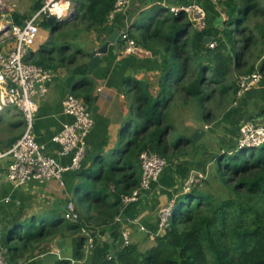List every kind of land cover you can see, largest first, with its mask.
<instances>
[{
    "label": "trees",
    "instance_id": "16d2710c",
    "mask_svg": "<svg viewBox=\"0 0 264 264\" xmlns=\"http://www.w3.org/2000/svg\"><path fill=\"white\" fill-rule=\"evenodd\" d=\"M72 1L76 16L71 22L51 26L46 20L40 23L53 34L30 60L32 64L48 70L63 63L73 64L80 53H66L71 46L67 40L73 41L81 32H99L107 25L116 2ZM209 1L217 3L215 8L221 13L206 15L203 31L193 30L185 13L171 14L169 7L162 6L157 8L166 14H148L128 31L138 47L159 60L158 90L153 92L154 84L147 80L131 83L130 115L120 129L115 147L97 154L76 173L72 203L77 218L66 219L65 206L62 214L54 213L49 218H23L25 213L19 212L2 239L6 261H26L40 247L46 248L56 235L64 239L63 234L69 232L75 236V261L58 259L48 254L49 250L43 255L44 264H72L84 256L83 230H87L94 239L87 259L99 264H264V142L255 147L237 144L231 151L217 150L211 163L218 167L209 173L207 167L211 164H199L200 141L194 142L190 134H181L169 120L178 96L182 104L196 101L203 111L204 103L216 93L228 106L238 93L240 76L264 71L248 58L251 47L264 45V33L258 31V39L248 27L252 16H264V0ZM41 5L37 0L34 10ZM216 16L218 21L211 25ZM11 19L22 25L17 13ZM254 28L259 30L257 25ZM61 39L66 40L58 45ZM208 39L215 42L214 48H209ZM234 75L237 78L229 83ZM82 84L79 89L84 92L77 90L74 96L87 105L92 100V81ZM210 85L214 87L211 94L204 89ZM207 113L203 114L204 124L208 122ZM144 151L157 153L167 166L190 157L194 166L199 165L181 180L168 227L156 237L153 247L142 252L134 243L122 245L121 225L115 219L122 213V194L139 186V156ZM192 172L202 173L204 179L186 191L184 183ZM203 185L210 191H203ZM107 228H114V242L100 244L97 234Z\"/></svg>",
    "mask_w": 264,
    "mask_h": 264
},
{
    "label": "crops",
    "instance_id": "0c3cea01",
    "mask_svg": "<svg viewBox=\"0 0 264 264\" xmlns=\"http://www.w3.org/2000/svg\"><path fill=\"white\" fill-rule=\"evenodd\" d=\"M152 5L162 7L198 5L206 12L207 17L213 14L212 6L216 9L215 2L209 0H129L128 7L123 12L109 18L107 25L99 32H81L78 35L79 39L74 42L68 39L67 42L71 43V46L66 53L78 51L80 54H77L73 64L63 63L51 70L54 74L52 81L48 85L46 96L38 101V109L33 122V135L36 142L42 145L45 153L59 164L68 165L71 155L60 156V145L53 142L52 138L62 130L65 124L73 121L72 117L63 113L62 101L67 95L74 94L77 90L82 94L84 91L79 88L83 86V81H92V100L87 103V107L93 118L94 126L87 138V154L81 168L87 166L97 154L109 152L119 140L120 129L126 125L130 115L128 104L131 93L129 90L126 91L127 85L134 80H147L154 84L153 92L158 90L159 60L151 54L140 56L124 54V43L119 51L116 50L115 45H109L107 53L100 59L96 70L91 76H86L88 53L101 47L115 30L121 33L125 30H133L136 23L143 17L142 14ZM37 11L34 10V6L30 5L19 16L24 21L34 16ZM0 20L3 23L12 21L11 18L9 20L0 18ZM217 21L216 16L210 24L215 25ZM52 34V31L40 26L34 44L28 49L27 59L29 61L52 38ZM63 40L66 39H61L58 45L65 42ZM12 47L13 42L10 38L3 39L0 43V52H7ZM259 67L264 70L263 62ZM260 74L261 79L254 87L239 96L236 95L232 103L225 105L226 109L221 117L210 126L200 127L204 135L198 140L202 156L199 164L210 165L217 150L223 152L235 149L238 144L239 130L246 123L264 125V71ZM23 131L24 121L16 110L10 107L0 110V152L7 151ZM9 162L8 159L0 160V235L3 238L8 231L7 227L19 212L25 213L23 218L32 216L49 218L54 213L62 214L64 206L66 207L74 198L78 181L76 177L78 171H68L62 176L63 185L56 180L44 184L31 181L15 189L6 179ZM199 164L194 166L191 158L171 163L165 167L158 180L151 184L150 189L145 191L137 202L123 207L120 216L121 227L126 229L133 242L143 236L149 237L151 234H156L158 230L157 211L179 194L181 180L195 170ZM6 199L8 201L4 202ZM134 219L137 220V225L144 227L146 232H138L137 225L128 222ZM113 230L114 228L101 229L97 234L98 242L112 244L114 242ZM53 243V241L50 242L43 249L40 247L26 261L11 263L7 259V264H44L46 258L43 252L46 250L60 251V249L62 251L64 239H58L56 244ZM109 248L108 246V250ZM112 249L113 247L110 250Z\"/></svg>",
    "mask_w": 264,
    "mask_h": 264
},
{
    "label": "built area",
    "instance_id": "2783aa9c",
    "mask_svg": "<svg viewBox=\"0 0 264 264\" xmlns=\"http://www.w3.org/2000/svg\"><path fill=\"white\" fill-rule=\"evenodd\" d=\"M65 0H41V7L37 13L24 20L22 25H16L12 21L5 23L0 20V34L5 32L9 34L13 42V47L7 52H0V110L6 107L16 110L24 121V131L21 136L15 140L13 145L5 152H0V160L8 159L6 179L12 184L13 188L19 189L31 181L38 184H44L52 180L61 182L62 176L68 171H79L83 160L87 154V138L90 134L94 121L87 105L78 97L69 94L62 101L63 113L72 117L70 124H65L62 130L52 138V141L60 145V156L71 155L68 165L59 164L53 157L47 155L44 147L39 145L33 135V122L38 109V101L43 99L48 92V85L53 78V72L40 66L32 64L28 59V49L34 44L40 29V23L51 17L55 18L57 23L63 24L71 22L75 17L74 9H71L70 0H66L69 7L60 14L53 12V7L57 6ZM129 4V0H116L114 8L109 16L123 12ZM0 6H3L0 0ZM171 14L185 13L195 31H203L206 28L205 11L198 5H182L169 7ZM1 18V8H0ZM3 30V31H2ZM124 42V54L132 56L148 55L143 49L138 47L136 43L129 38L128 31L122 33ZM3 39H0V43ZM209 48L216 46L215 42L208 43ZM261 79L259 72L252 73L247 76H240L237 80L238 93L250 90ZM240 147H255L243 144V141L249 139L258 141L256 146L264 142V125L246 123L241 128ZM241 144V145H240ZM141 173L139 186L134 188L129 194H122L121 202L123 207L137 202L141 195L150 189L151 184L156 182L163 170L167 166L166 161L157 153L144 151L139 156ZM204 179L202 173L196 172L191 174L184 183L186 191L192 185H196ZM6 199L4 202H7ZM174 205V204H173ZM75 206L69 202L65 208L64 217L68 220H75L77 214L74 213ZM123 209V208H122ZM170 209L166 215L167 222L170 217ZM158 230L154 236H158L163 226L161 224V216L158 214ZM132 225H137V220H128ZM115 223L122 224L120 216L116 217ZM140 230L145 231L141 225ZM83 233L90 236L87 230ZM150 236H153L151 234ZM120 237L122 245L129 244V233L125 228L121 227ZM3 237L0 235V264H7L6 252L2 245ZM88 249H93V241L89 238ZM48 254L60 257L57 251H48Z\"/></svg>",
    "mask_w": 264,
    "mask_h": 264
},
{
    "label": "rangeland",
    "instance_id": "374dc122",
    "mask_svg": "<svg viewBox=\"0 0 264 264\" xmlns=\"http://www.w3.org/2000/svg\"><path fill=\"white\" fill-rule=\"evenodd\" d=\"M37 0H2V2L4 3L3 6H0L1 8V19H10L11 15L13 13H17L18 15L24 11H26L28 9V7L31 5L32 7L35 6V2ZM41 1V0H40ZM261 2H263V0H260ZM71 3V9H74V11H76V6L75 3H73L72 0H70ZM217 4V3H216ZM215 4V5H216ZM157 6H161V5H152L149 6L146 10V12H144L142 14V18H146V15H155L157 14V11H160V13L162 14H166L165 12H162V10H159L160 8H157ZM212 11L213 13H221L218 12L219 10L214 9V7L212 6ZM220 9V8H219ZM32 14V13H30ZM206 15V12H205ZM214 15V14H213ZM188 18V16H187ZM139 20V22H142L143 20ZM227 19V18H226ZM254 25H257L259 27V30L254 28ZM249 28H251L253 30V33L255 34V37H257L258 39L260 38V34L264 33V16H252L251 21H249ZM3 31V30H2ZM259 31V32H258ZM9 36L8 33L2 32V34H0V39H7V37ZM239 39V36L237 37ZM79 36H77L76 38L73 39V42L78 40ZM76 50V49H75ZM147 52V51H145ZM74 53H78V51H75ZM86 53V52H84ZM250 63H254L256 67H259L260 65H262V60L264 59V45H260L257 47H251L250 48V54L248 55ZM259 57H262V59H258ZM237 78V75L231 76L229 83L235 81V79ZM131 84L127 85L126 91L130 90L131 88ZM213 86H205L204 89L209 92L211 94L212 90H213ZM74 95V94H72ZM212 99L209 100L208 102L204 103V110L201 111L202 109H200V107H197L196 101L194 100H190L187 101L186 103L182 104L183 100L180 96H178L175 99V105L172 106L171 108V113L169 116V120L172 122V124L176 127V129L183 135H189L191 133H193V131L195 129H200V127H205V125L210 126L211 124H213V122L215 120H217L219 117H221V115L223 114V111L226 109V106L224 104V101L222 100V98L218 97L216 95V93L212 94ZM80 99V98H79ZM208 112V113H207ZM207 113L208 116V122L207 124H204L203 121V114ZM254 124V123H253ZM204 129V128H203ZM206 130L209 128H205ZM241 133V129L239 130ZM128 136V134H127ZM237 139V138H236ZM241 140L238 138V144ZM243 144H248L250 146H256L258 141H254V140H247V141H243ZM241 145V144H240ZM191 158V157H190ZM183 160V159H182ZM218 166H216V164L211 163L210 166L207 167V171L209 173L214 172L216 170ZM192 174L195 175V172H192ZM203 191H210L209 188H207L205 185H203L202 187H200ZM178 195H176L177 197ZM176 197L171 201L168 202L167 204H165L163 207H161L158 211H157V216L158 214L161 216V224H162V230L167 228V222L165 221L166 219V215L168 214V212L170 211V209L172 208L174 201L176 199ZM138 232H144L140 230V226H138ZM162 233V231L160 232V234ZM91 236V235H90ZM64 237V243L62 245V251L60 249L57 250V254L60 255V257H57L58 259L61 258H65V259H73L74 260V245H73V237L75 238V236H71L70 233L65 232L63 234ZM85 240L83 243V250L85 251L83 258H81L80 260L76 261V262H71L72 264H99L96 263V261L94 262L92 259H90V261L87 259V254L91 249H88L89 246V238L93 241V237H88V236H84ZM157 236H149V237H141V239H137L136 242H133L131 240V237L129 235V244L134 243L138 246V249L142 252L147 251L149 248L153 247L155 245V239ZM59 235H56V237H54L53 240V244H56V240H58ZM105 240V239H104ZM93 247H94V243H93ZM55 252V251H54ZM106 255V254H105ZM104 255V256H105ZM112 255V254H111Z\"/></svg>",
    "mask_w": 264,
    "mask_h": 264
},
{
    "label": "water",
    "instance_id": "95a60500",
    "mask_svg": "<svg viewBox=\"0 0 264 264\" xmlns=\"http://www.w3.org/2000/svg\"><path fill=\"white\" fill-rule=\"evenodd\" d=\"M47 23L51 26L55 23H57L56 19L51 17L46 20ZM211 39L207 40V43H209ZM123 39H122V33L118 30H115L111 35L107 37V40L104 42V44L88 53L89 60L87 63V71L86 76H91L92 73L96 70L98 67L99 61L102 58L103 55L107 53L108 46L109 45H115V48L117 51H119L121 45H122ZM204 135V131L202 129H195L193 133L190 134V138L197 142L202 136ZM112 256H114L112 254Z\"/></svg>",
    "mask_w": 264,
    "mask_h": 264
},
{
    "label": "clouds",
    "instance_id": "9594fccd",
    "mask_svg": "<svg viewBox=\"0 0 264 264\" xmlns=\"http://www.w3.org/2000/svg\"><path fill=\"white\" fill-rule=\"evenodd\" d=\"M69 7V4L66 2H63L57 6H54L53 7V12L56 13V14H60L62 13L64 10H66L67 8Z\"/></svg>",
    "mask_w": 264,
    "mask_h": 264
}]
</instances>
